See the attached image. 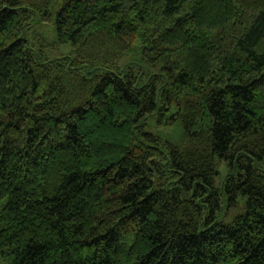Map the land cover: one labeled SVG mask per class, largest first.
I'll return each mask as SVG.
<instances>
[{
  "label": "trees",
  "instance_id": "trees-1",
  "mask_svg": "<svg viewBox=\"0 0 264 264\" xmlns=\"http://www.w3.org/2000/svg\"><path fill=\"white\" fill-rule=\"evenodd\" d=\"M3 253L264 264V0H0Z\"/></svg>",
  "mask_w": 264,
  "mask_h": 264
},
{
  "label": "rangeland",
  "instance_id": "rangeland-1",
  "mask_svg": "<svg viewBox=\"0 0 264 264\" xmlns=\"http://www.w3.org/2000/svg\"><path fill=\"white\" fill-rule=\"evenodd\" d=\"M52 22L50 19L42 20L40 25L36 27V32L40 37V45L45 50L46 54L50 57H58L67 55L71 46L69 43H61L57 40L53 32ZM146 128L161 140H168L175 142L178 138L179 130L177 126L172 125H156L153 119H149ZM6 251L5 249H2ZM10 256L6 253L0 255V264H7Z\"/></svg>",
  "mask_w": 264,
  "mask_h": 264
}]
</instances>
